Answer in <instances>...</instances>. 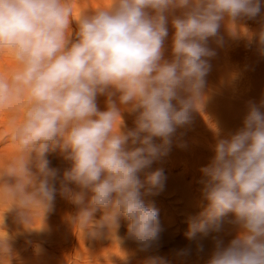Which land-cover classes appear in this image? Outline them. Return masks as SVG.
Masks as SVG:
<instances>
[{
    "label": "clouds",
    "instance_id": "1",
    "mask_svg": "<svg viewBox=\"0 0 264 264\" xmlns=\"http://www.w3.org/2000/svg\"><path fill=\"white\" fill-rule=\"evenodd\" d=\"M173 9L183 11L172 20L168 60L166 14ZM260 11V0H111L77 19L70 0H0V53H11L16 65L0 73V112L24 107L22 119L10 117L5 137L18 154L0 168V194L12 201L8 211L15 208L30 224L33 210L44 215L59 192L79 207L73 222L81 232L113 231L123 216L129 237L141 250L151 248L161 228L158 210L146 206L142 194L163 190L165 177L162 170L143 180L139 174L167 154L177 128L200 111L207 58L215 54L209 38L218 37L221 22L235 26ZM259 45L264 49V30ZM99 95L107 97L104 111ZM122 108L136 114L134 128L122 130ZM56 148L71 161L62 178L45 159ZM214 152L202 169L209 203L187 236L218 233L226 214L234 213L230 223L239 235L227 246L217 240L208 264H264V112L251 105L243 127L218 139ZM69 182L81 191L72 193ZM97 209L105 216L94 222Z\"/></svg>",
    "mask_w": 264,
    "mask_h": 264
},
{
    "label": "rangeland",
    "instance_id": "2",
    "mask_svg": "<svg viewBox=\"0 0 264 264\" xmlns=\"http://www.w3.org/2000/svg\"><path fill=\"white\" fill-rule=\"evenodd\" d=\"M70 3L73 18L78 19L82 11L105 8L111 0H70ZM182 11L173 9L166 14L168 37L164 58L168 60L172 58V20ZM72 26L75 28V23ZM262 30V10L254 18L240 19L235 26L229 27L227 20L221 22L218 37L208 40L207 46L215 54L207 58L210 70L205 78L204 102L198 106L200 111L192 113L188 125L177 128L167 154L139 174L143 180L145 173L162 170L165 177L163 190L142 194L145 205L158 210L161 232L151 248L141 250L129 237V221L123 216L113 231L104 229L98 236L86 230L81 232L73 222L79 207L59 192L44 215L40 209L33 210L32 222L27 225L20 221L15 208L8 211L12 201L0 194V242L4 241V245L0 244V264H152L154 259L158 264H208L217 240L227 246L239 235V227L230 223L236 219L235 214H226L222 230L207 237L198 233L195 239H189V223L202 218L201 213L208 206L204 188L209 178L202 169L211 165L217 140L228 138L243 127L251 105L264 112V49L259 45ZM15 67L11 53H0V73L7 75ZM96 102L99 110L107 109L105 95H99ZM23 112V106L13 112H0V168L18 154L17 146L5 137L10 130V117L15 115L19 121ZM135 118V113L122 108V130L134 128ZM153 142L160 144L161 140L153 138ZM45 159L61 178L71 167V161L58 148L49 150ZM5 179L10 184L15 182L14 178ZM56 186L59 189V182ZM67 186L72 193L81 191L75 183L69 182ZM90 196L88 192L86 199ZM104 216L105 210L97 209L92 220L99 222ZM198 244L203 245V251L197 250ZM183 249L190 250L189 254L180 255Z\"/></svg>",
    "mask_w": 264,
    "mask_h": 264
},
{
    "label": "bare ground",
    "instance_id": "3",
    "mask_svg": "<svg viewBox=\"0 0 264 264\" xmlns=\"http://www.w3.org/2000/svg\"><path fill=\"white\" fill-rule=\"evenodd\" d=\"M260 2H261V10H262V12H264V1L260 0Z\"/></svg>",
    "mask_w": 264,
    "mask_h": 264
}]
</instances>
